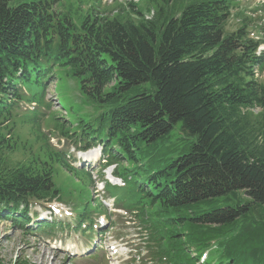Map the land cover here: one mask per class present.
<instances>
[{"label":"trees","instance_id":"obj_1","mask_svg":"<svg viewBox=\"0 0 264 264\" xmlns=\"http://www.w3.org/2000/svg\"><path fill=\"white\" fill-rule=\"evenodd\" d=\"M59 1L0 0V215L59 200L54 166L76 171L40 125L27 162L10 160L4 135L19 105H43L65 74L102 112L60 134L82 150L116 148L108 161L128 166L116 171L130 179L127 208L151 210L152 263L264 264V85L252 73L264 57L245 23L226 32L232 0H145L151 21L133 5L137 21L122 8L74 19Z\"/></svg>","mask_w":264,"mask_h":264},{"label":"rangeland","instance_id":"obj_2","mask_svg":"<svg viewBox=\"0 0 264 264\" xmlns=\"http://www.w3.org/2000/svg\"><path fill=\"white\" fill-rule=\"evenodd\" d=\"M63 1L64 4L72 5L71 11L73 14L76 13L83 15L90 8H94L100 15L114 17L118 15L117 10L118 13L120 11L118 2H111L112 0L104 1L110 5L108 8L104 6L105 4H103L104 2L102 0H99V4L96 3L95 0ZM118 1L122 3L124 0ZM130 1L136 2L137 0ZM192 1L200 0H186L183 3L182 8ZM78 2L81 3L78 5ZM59 3L61 5L63 4L61 0ZM137 4V7L142 12L147 10L146 3L138 1ZM149 15L150 14L147 13L145 16L149 17ZM73 17L76 19L75 14ZM234 28H236L235 23H230L228 24L227 30L232 31ZM258 82L264 84V72L258 78ZM67 83L68 80L65 77H60L57 83L51 82L45 94V102L50 105L49 110L47 112H44L42 109L34 110L44 114L41 120V133L48 138L53 148L64 152L68 151L69 154H72L71 150L75 149L73 139L65 140L62 138L56 129V126L61 124L64 126L65 130H71L69 125L74 127L81 121L89 123V121L93 120L102 111H99L95 107L83 105L80 98L78 99L76 96L73 82L69 84L72 91L69 90ZM58 95L61 109L56 100V96ZM25 110L28 109L17 110L15 114H13V118L10 120L8 126L9 130H7L10 136L9 145L12 146L15 151L14 155L9 158L14 164L20 161L27 162V160L31 158L30 154L36 151L38 146L34 136V128L36 126L34 118L36 114L25 112ZM7 135L8 133H5V136ZM99 135L103 137L102 132L99 133ZM180 136L178 126H176L169 136V143L166 148H174V145L178 143L177 139L179 140ZM51 140H54V142H51ZM122 166L125 167L126 165L123 164ZM97 168L99 167H93L82 171V173L89 175L87 177L79 172L67 174L57 166H54L56 171L54 184L55 187L60 190V202L64 204L65 208H69L68 206H70L74 212L73 215H79L81 209L79 203H87L89 206L92 205L89 202L91 197L90 192L92 198L95 199L93 206L97 207L98 204H101L100 197L95 194V191L92 188L97 178H101V176L104 177V167ZM107 191L105 196L110 195L112 197L120 198L126 189L107 187ZM72 203H75L76 205H73ZM49 206L50 205L41 206L33 204L30 209L31 214L40 215L42 211L47 210ZM86 207L87 206L85 205V208ZM87 211H89V207L87 208ZM101 212L102 213L100 214L97 213L94 219L98 223L99 218L110 223V228H108L107 225L105 228L101 229V232H103L101 233L102 237H98V231L94 230H92L90 236L87 233H81V231L86 230L85 224L82 225L80 230L69 235L67 233L70 232L68 229H72L76 223L73 221L74 217L71 220L57 217V221H63L62 223L67 228V231H61L62 234H57L59 233L58 231L60 228L55 227V234L51 236L50 234H45L44 232L39 233L35 229H32V222L34 221H32L30 217L29 219L31 223L29 229L27 232H24L17 224L4 219L7 217L8 213L1 214L0 264H135L133 261L137 258L135 257V253L139 252L143 247V241H141L140 237L144 229L142 227L143 224L139 222L138 218L132 220L129 219V216H120L112 212H107L106 214L103 208ZM31 214L29 216H31ZM108 214L110 216L109 219ZM14 217V215H11V218ZM87 231H90V229ZM110 247H112L116 253L111 252L109 250ZM78 250L82 254L73 255ZM211 254H213V252H211ZM138 264L141 263L139 262Z\"/></svg>","mask_w":264,"mask_h":264}]
</instances>
